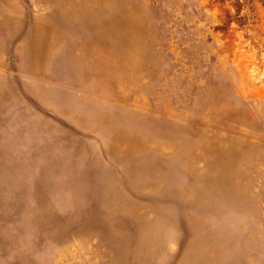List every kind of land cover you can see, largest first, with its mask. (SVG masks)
<instances>
[{
	"label": "rangeland",
	"instance_id": "rangeland-1",
	"mask_svg": "<svg viewBox=\"0 0 264 264\" xmlns=\"http://www.w3.org/2000/svg\"><path fill=\"white\" fill-rule=\"evenodd\" d=\"M0 264H264V0H0Z\"/></svg>",
	"mask_w": 264,
	"mask_h": 264
}]
</instances>
